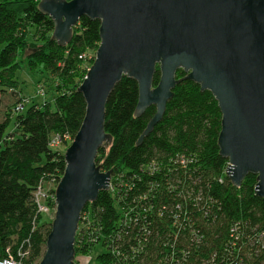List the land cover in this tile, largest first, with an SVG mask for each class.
<instances>
[{"label": "trees", "instance_id": "obj_1", "mask_svg": "<svg viewBox=\"0 0 264 264\" xmlns=\"http://www.w3.org/2000/svg\"><path fill=\"white\" fill-rule=\"evenodd\" d=\"M39 1L0 0V88L18 87L23 56L52 92L39 104L20 94L0 120V259L20 264H37L43 255L52 220L38 211L35 192L52 182L46 205L53 207L70 142L62 149L50 144L55 136L73 140L82 123L86 104L77 88L93 63L86 64L87 52L100 43L99 21L81 17L71 41L58 46ZM184 76L180 70L175 78ZM159 78L156 67L154 87ZM137 100V83L126 77L107 100L105 132L112 142L95 162L111 172L110 188L81 213L74 264H90L92 255L96 264H264V198L255 194L256 176L247 175L240 187L227 177L212 95L179 82L140 145L155 108L136 118Z\"/></svg>", "mask_w": 264, "mask_h": 264}, {"label": "water", "instance_id": "obj_2", "mask_svg": "<svg viewBox=\"0 0 264 264\" xmlns=\"http://www.w3.org/2000/svg\"><path fill=\"white\" fill-rule=\"evenodd\" d=\"M38 9L53 22L58 46L71 41L81 17L99 21L100 43L77 88L85 114L63 154L55 213L37 264H74L81 213L109 189L111 172L95 160L112 142L105 106L123 77L138 86L134 117L155 108L137 145L161 121L179 82L209 92L221 114L217 147L227 177L240 187L247 175L256 176L255 194L264 198V0H40ZM180 70L185 76L176 80Z\"/></svg>", "mask_w": 264, "mask_h": 264}, {"label": "rangeland", "instance_id": "obj_3", "mask_svg": "<svg viewBox=\"0 0 264 264\" xmlns=\"http://www.w3.org/2000/svg\"><path fill=\"white\" fill-rule=\"evenodd\" d=\"M1 49V47H0ZM95 58L94 51H88L86 54V64L90 61L93 62ZM18 64L20 66V73L18 82L20 83L16 89H1L0 88V120L5 119L6 114L9 112L10 108L13 107L18 99L19 95L24 96L23 100H26L28 103H43L52 98V92H48L49 83H44V78L41 77V74L38 72H31L26 64V58L23 56L18 58ZM92 64V63H91ZM89 66L84 70V73L87 72ZM23 83V84H22ZM19 92V93H18ZM26 98V99H25ZM25 103V102H22ZM22 106V105H21ZM60 149L63 146H59ZM54 217L53 213L44 214V220L49 221ZM88 260V259H87ZM87 260H80L84 263ZM90 264H96L95 257L92 255L90 259Z\"/></svg>", "mask_w": 264, "mask_h": 264}, {"label": "built area", "instance_id": "obj_4", "mask_svg": "<svg viewBox=\"0 0 264 264\" xmlns=\"http://www.w3.org/2000/svg\"><path fill=\"white\" fill-rule=\"evenodd\" d=\"M21 106L16 108V110H21ZM62 142L65 143H71L72 139L65 135V136H55L53 137L51 144L52 146H59ZM53 188V183L50 181H44L42 182L38 188L36 189L35 192V199H36V204L38 207V211L41 214H50V213H55V206H54V196L52 197L53 199V207L46 205V201L48 198L47 192ZM110 188V184H109ZM0 264H20L16 260L12 259L11 257L5 258V259H0Z\"/></svg>", "mask_w": 264, "mask_h": 264}]
</instances>
